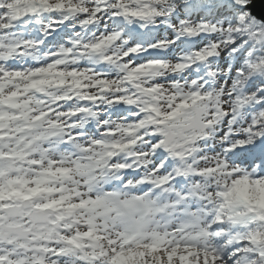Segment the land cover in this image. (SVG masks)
<instances>
[{"label":"snow or ice","instance_id":"obj_1","mask_svg":"<svg viewBox=\"0 0 264 264\" xmlns=\"http://www.w3.org/2000/svg\"><path fill=\"white\" fill-rule=\"evenodd\" d=\"M0 264H264V0H0Z\"/></svg>","mask_w":264,"mask_h":264}]
</instances>
